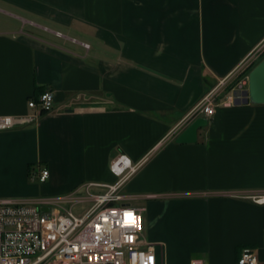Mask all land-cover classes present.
Masks as SVG:
<instances>
[{"label": "crops", "instance_id": "1", "mask_svg": "<svg viewBox=\"0 0 264 264\" xmlns=\"http://www.w3.org/2000/svg\"><path fill=\"white\" fill-rule=\"evenodd\" d=\"M0 12V116L54 94L50 111L0 131V199L111 183L122 152L143 159L123 191L157 264H236L245 248L264 264L252 199L264 195V103L199 114L195 140L175 142L179 119L264 38V0H0Z\"/></svg>", "mask_w": 264, "mask_h": 264}, {"label": "built area", "instance_id": "2", "mask_svg": "<svg viewBox=\"0 0 264 264\" xmlns=\"http://www.w3.org/2000/svg\"><path fill=\"white\" fill-rule=\"evenodd\" d=\"M81 45L89 47L85 42ZM262 57L264 38L237 70L218 80L175 127H183L199 114L211 117L218 106L241 100L248 74L239 76ZM53 102V92L44 90L28 100L31 114L1 115L0 131L32 123L50 111ZM142 163L143 159L134 162L119 152L109 161L114 176L111 183L85 182L63 195L0 199V264H157L154 244L145 240L143 208L123 191ZM47 174L46 169H39L31 175L33 181L43 182ZM252 199L264 203V195ZM241 250L236 264H258L250 248Z\"/></svg>", "mask_w": 264, "mask_h": 264}, {"label": "water", "instance_id": "3", "mask_svg": "<svg viewBox=\"0 0 264 264\" xmlns=\"http://www.w3.org/2000/svg\"><path fill=\"white\" fill-rule=\"evenodd\" d=\"M246 87L242 90L243 98L239 101L236 100V104L239 103H264V59L258 61L251 71L248 73L247 80L245 82ZM206 123L204 118L194 119L182 131L176 138L175 142H192L196 137V130L199 126Z\"/></svg>", "mask_w": 264, "mask_h": 264}, {"label": "trees", "instance_id": "4", "mask_svg": "<svg viewBox=\"0 0 264 264\" xmlns=\"http://www.w3.org/2000/svg\"><path fill=\"white\" fill-rule=\"evenodd\" d=\"M254 65H255V64H253L250 68L246 69L242 74H240L239 77H242V76L247 75V74L251 71V68H253ZM235 81H236V80H235ZM235 81H234L233 83H235ZM233 83H231V85H232Z\"/></svg>", "mask_w": 264, "mask_h": 264}, {"label": "rangeland", "instance_id": "5", "mask_svg": "<svg viewBox=\"0 0 264 264\" xmlns=\"http://www.w3.org/2000/svg\"><path fill=\"white\" fill-rule=\"evenodd\" d=\"M3 18H8V16L5 13L0 12V21H2ZM19 23V22H18ZM27 26V25H26ZM28 27V26H27Z\"/></svg>", "mask_w": 264, "mask_h": 264}]
</instances>
